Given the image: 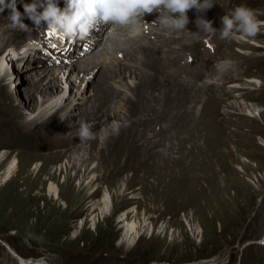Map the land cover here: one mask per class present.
Segmentation results:
<instances>
[{
  "label": "rangeland",
  "instance_id": "obj_1",
  "mask_svg": "<svg viewBox=\"0 0 264 264\" xmlns=\"http://www.w3.org/2000/svg\"><path fill=\"white\" fill-rule=\"evenodd\" d=\"M240 5L258 10L264 20V0H227L215 19L209 15L217 31L204 30V52L191 64L211 69L199 83L220 88L186 93L182 126L171 125L165 142L159 127L144 121L155 110L146 103L133 112L121 95L111 106L120 116L101 118L102 132L105 121L107 133L119 125L124 129L119 144L102 143L100 137L82 144L95 156L88 165L65 154L53 164L62 169L35 173L40 160L34 156L51 153L47 147L66 138L21 139L11 119H0V153L10 152L0 164V181L7 163L20 161L16 177L0 187V264H17L19 255L43 257L49 264H264V30L245 37L246 63L239 58V39H223L219 31L221 18ZM16 86L12 83L13 92ZM12 96L7 94V101L16 103ZM137 142L141 158L133 148ZM165 146L176 153L163 164L157 151ZM148 157L154 165L150 175L144 169ZM28 161L31 171L25 172ZM96 161L103 163L90 170ZM51 182L61 200L50 193ZM105 192L113 202L108 215L99 205L91 208ZM125 211H130L126 220L118 222ZM127 223L135 224L133 244L123 240ZM11 253L18 256L8 262Z\"/></svg>",
  "mask_w": 264,
  "mask_h": 264
},
{
  "label": "bare ground",
  "instance_id": "obj_2",
  "mask_svg": "<svg viewBox=\"0 0 264 264\" xmlns=\"http://www.w3.org/2000/svg\"><path fill=\"white\" fill-rule=\"evenodd\" d=\"M24 2L31 3L32 0ZM225 2L227 0H214L216 5L203 15V18L208 20L210 15L212 20L215 19ZM10 4L11 0H5V3L0 5V119H11L21 139L24 137L49 141L61 135L66 138L61 144H50L46 150H53L51 153L34 156L33 160H40L33 165L35 173L48 171V174H52L53 171L62 169L63 166L55 167L53 164L59 162L65 154L80 158L79 166L88 165L95 156L91 153L92 147L84 148L82 144H91L100 137L102 143L119 144L124 129L119 125L117 128L111 127L112 132L107 133L109 123L106 121L110 115L115 119L120 116L119 113L111 111V106L114 99H119L121 95H124L125 104L129 105L133 112H136L139 104L146 103L150 111L155 110V116L145 118L144 121H153L154 128L156 125L159 127L157 133L164 135L162 141L165 142L171 125L182 126L186 93L220 88L218 84L208 86L199 83L202 77L211 73V69L204 71L200 64H191V61L204 52L201 43L205 29L197 27L198 14L195 10L188 12L190 22L187 30L174 31L166 28L159 19V15L165 16L166 13H152L146 14L143 21L135 27L107 26L102 30H94L89 38L80 40L48 30L46 24L43 28H32L34 25L27 18L24 23L29 25L28 31L13 28ZM16 6L21 13L24 12L21 0H16ZM58 6L64 9L66 0H58ZM219 24L217 22L215 25ZM246 41L245 37L238 40L242 48V56L239 57L242 63L247 61ZM68 61L72 63L68 64L70 67L67 73L65 68ZM91 82V89L86 93V85ZM248 82L257 83L255 80ZM12 83L18 84L14 92L11 90ZM230 87L238 88L236 85ZM11 92L16 97V103L7 101L6 95ZM75 114L76 118L73 117ZM102 117L106 120L103 132ZM84 124L91 125L94 139H81L79 130ZM178 144L183 147V140L179 138ZM139 145L137 142L133 146L136 158H141ZM63 146L71 148L66 151L55 150ZM157 153L162 163L166 164V160L176 152L175 148L165 146ZM9 155L10 152L2 151L0 164L6 161ZM149 159L150 157L144 160L147 175L154 169ZM30 162L23 166V171H31L28 168ZM97 162L92 163L90 170L103 163ZM19 164L17 157L7 163L0 187L6 186L16 177L20 169ZM118 172L115 171L116 174ZM49 191L55 199L61 200L60 190L52 182L49 184ZM98 205L102 214H110L113 208L111 195L103 193L91 208H97ZM130 211L121 213L117 221H125ZM82 223L79 222V227ZM125 225L127 229L122 239L133 244L137 238L134 234L135 224ZM12 254H6V261L13 262ZM13 255L18 256L16 253ZM18 257L17 264H29L31 261L20 255Z\"/></svg>",
  "mask_w": 264,
  "mask_h": 264
},
{
  "label": "clouds",
  "instance_id": "obj_3",
  "mask_svg": "<svg viewBox=\"0 0 264 264\" xmlns=\"http://www.w3.org/2000/svg\"><path fill=\"white\" fill-rule=\"evenodd\" d=\"M5 0H0L3 5ZM23 4L21 13L16 0L9 5L10 20L13 28L29 30L24 23L25 18L32 21L34 27L59 32L62 36L85 40L101 25L112 27H135L143 21L146 14L166 13L159 15L166 28L174 31L187 30L189 24L188 12L195 10L198 14L197 27L215 33L213 22L203 18V15L216 4L214 0H66V7L61 9L58 0H32ZM219 29L221 38L233 41L241 37L254 38L264 30V20L259 19L258 10L245 5L237 6L230 14L221 18ZM82 140L94 139L91 125L84 124L79 130ZM29 264H46L43 257L29 261Z\"/></svg>",
  "mask_w": 264,
  "mask_h": 264
}]
</instances>
